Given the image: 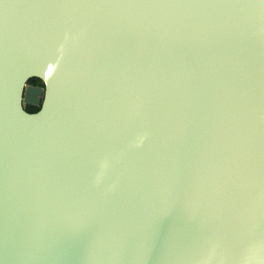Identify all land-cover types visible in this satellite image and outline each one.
Segmentation results:
<instances>
[{"label":"water","instance_id":"1","mask_svg":"<svg viewBox=\"0 0 264 264\" xmlns=\"http://www.w3.org/2000/svg\"><path fill=\"white\" fill-rule=\"evenodd\" d=\"M0 264H264V0H0Z\"/></svg>","mask_w":264,"mask_h":264},{"label":"flooded vegetation","instance_id":"2","mask_svg":"<svg viewBox=\"0 0 264 264\" xmlns=\"http://www.w3.org/2000/svg\"><path fill=\"white\" fill-rule=\"evenodd\" d=\"M27 84L28 85L44 87L43 82L40 79H37V78L30 79ZM24 108L27 111H29V112H35V111L39 110L40 106H32V105H29V104H24Z\"/></svg>","mask_w":264,"mask_h":264}]
</instances>
